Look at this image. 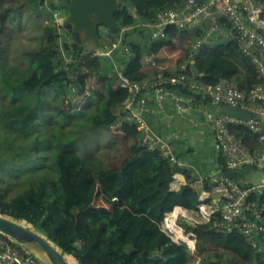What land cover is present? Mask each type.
Masks as SVG:
<instances>
[{"label":"trees","instance_id":"trees-1","mask_svg":"<svg viewBox=\"0 0 264 264\" xmlns=\"http://www.w3.org/2000/svg\"><path fill=\"white\" fill-rule=\"evenodd\" d=\"M24 1L32 5L31 10L35 15L58 27L54 17L42 8L46 0ZM183 3L184 0H118L116 28L112 30L102 28L100 35L106 49H111L118 40L120 31L127 29L122 44L112 51L110 56H106L102 52L101 55H96L93 51L88 52L85 46L78 45L75 41L65 47L60 43L61 49L55 50V54L52 53L50 57L54 76L66 80L69 84L67 87L77 85L75 74L79 72L81 63L98 61L102 64L101 72L105 79L114 77L120 81L121 88L117 92L116 103L122 107L129 97L128 91L122 88L124 80L131 83L151 84L158 80L170 81L172 77L185 75L186 83L167 84L166 88L191 100V104L211 103L209 99L203 98L188 87L187 84L193 75V79L199 84L216 87L221 83H229L246 96L257 87L264 85V78L260 76L252 60L243 54L236 35L231 36L227 41L205 44L196 51L194 46L206 34L204 28L178 32L175 28L168 27L165 37L154 40L139 26L154 21L159 12ZM50 6L53 11L67 13L65 0H57V2L52 0ZM21 10L3 9L0 13V35L8 30L6 27L8 19L11 22L15 21L11 14L18 13L21 16ZM224 25L229 28V25ZM60 28L65 29L63 25ZM105 30L109 33L105 34ZM66 32L70 38L68 31ZM176 46L185 51L183 60L172 65L168 63L161 65L159 60L164 51ZM146 59H153L155 65L144 66ZM69 94L72 92L69 91ZM87 103L91 104V102ZM64 115L71 117L68 113ZM157 115H146L148 123ZM120 119L121 130L134 146L132 157L127 159L121 169L111 171L101 169L95 175H92L90 170L88 172L91 176L88 178L90 184H93L91 182L94 178L100 179V185L104 186L103 195L109 196L110 203L114 205L112 212L86 215L81 214V211L80 214L70 213L60 202L66 201L62 196L67 197V188L60 187L57 190L59 185L56 184V176L51 181L55 184V196L49 199L50 181L42 174H38L37 182L32 183L23 194L9 201L0 195V216L14 220L40 234L62 253L69 264H188L191 257L189 250L174 243L161 230L159 224L163 223L166 215L176 207L196 210L199 204L198 194L190 187L173 192L170 184L174 174L181 171V168L172 164L161 151H147L142 144L141 132L135 124L127 120L124 109L113 122H118ZM94 123L95 128L110 125L107 121L98 118ZM151 123L153 124V121L149 124L152 125ZM228 128L250 152L253 153L264 147V134L255 133L243 124H230ZM10 134L19 136L0 124V161H9L1 150H8L9 147L5 142ZM32 139L33 137L25 139L21 148ZM34 142L38 143V140L34 139ZM175 142L176 140L172 144L174 145ZM72 145L73 143L70 145L66 143V147L63 148L68 150L67 155L76 156V151L70 148ZM42 146V143L38 144L39 152ZM216 151L220 156L221 172L237 181L242 187L252 186L244 181L246 170L251 166L229 170L223 154L217 149ZM17 152L18 155H24L20 150ZM175 154L179 160L177 151ZM39 158L29 163L28 161L32 159L29 157L26 159V163L29 164L22 168L42 164L38 162ZM162 162L172 166L173 169L160 170ZM41 166L35 167V170H40ZM59 180L61 185L64 180ZM209 182H212L211 179L205 180V189L208 192L216 186L214 182L209 185ZM85 195L90 197L87 193ZM250 200L263 205L264 193H256L250 197ZM76 208L82 210L84 204L78 203ZM181 222L185 233L196 235V254L201 258V264H261V254L240 231L233 233L219 231L217 226L223 222L220 214H215L207 224L183 223L182 220ZM16 246L24 252L28 251L19 244Z\"/></svg>","mask_w":264,"mask_h":264},{"label":"rangeland","instance_id":"rangeland-1","mask_svg":"<svg viewBox=\"0 0 264 264\" xmlns=\"http://www.w3.org/2000/svg\"><path fill=\"white\" fill-rule=\"evenodd\" d=\"M4 8L22 10L21 16L18 13L11 14L15 21L8 19V30L0 35V124L19 135H8L5 143L9 148L7 151L1 150L9 161H0V195L9 201L23 194L32 183L37 182V175L42 174L50 181L49 199H52L56 191L51 181L57 176V190L60 187L67 188V197L62 196L66 201L60 202L70 213L80 214L81 211V214L86 215L112 212L114 205L110 203L109 196L103 195L104 186L100 185V179L92 180L95 186L90 184L88 172L90 170L95 175L101 169H121L127 159L132 157L134 146L121 130V119L113 122L124 108L116 103L120 81L114 77L105 79L101 72L102 64L90 60L79 66V72L75 74L77 85L67 87L69 84L66 80L54 76L50 63L52 53L61 49L60 43L65 47L74 41L67 35V30L56 28L55 24L35 15L31 10L32 5L24 0H0V13ZM65 11L67 13L58 11L61 13L58 21L62 23L68 17V11ZM83 46L88 52L101 55L91 42ZM184 53L179 46L168 48L159 62L161 65L176 64L183 60ZM96 118L110 123L109 127L95 128ZM30 137L33 139L21 148L23 141ZM39 143L43 144L40 152ZM66 143H73L70 148L76 151L77 157L67 155L68 150L64 149ZM199 143L194 142L197 146L194 161H199L203 154L211 157L209 143ZM17 150L24 155H18ZM29 157L32 158L29 163L40 157L38 162L42 164L22 168L29 164L26 163ZM40 166V170H35V167ZM59 179L64 180L61 185ZM78 203L84 204L82 210L76 208ZM182 210L187 214L185 208ZM193 213L196 216V212ZM169 218L168 222H176L183 234L190 236L191 233H185L181 225V220L186 222L179 213ZM159 227L174 243L189 250L191 257L188 264H201V258L196 254L195 234V237H191L195 243V248H192L182 241L174 240L164 223L161 222Z\"/></svg>","mask_w":264,"mask_h":264},{"label":"built area","instance_id":"built-area-1","mask_svg":"<svg viewBox=\"0 0 264 264\" xmlns=\"http://www.w3.org/2000/svg\"><path fill=\"white\" fill-rule=\"evenodd\" d=\"M50 2L52 0H46L42 8L54 17L58 27L64 26L62 21H58L61 13L53 11ZM224 24L229 25V28ZM139 26L154 40L165 37L168 27H173L178 32L204 28L206 34L194 46L196 51L205 44L227 41L231 36L236 35L243 54L252 60L260 76L264 78V0H184L183 5L161 11L154 21ZM126 30L120 31L118 40L111 49L102 52L103 55L110 56L112 51L122 44ZM108 33L105 30V34ZM125 51L128 52V49L125 48ZM149 65H155L153 59L145 60L144 66ZM193 77L194 75L187 85L203 98L215 104L239 107L252 112L247 122L227 116H221L214 121L215 147L225 157L227 169L236 170L243 166H251L264 170V147L253 153L250 152L228 128L230 124H243L255 133L264 134V85L257 87L249 96H246L229 83L209 87L199 84ZM186 81V76L181 75L172 77L170 81L158 80L151 84L131 83L127 80L122 83V88L129 93L123 109L127 120L135 124L141 132L142 144L149 151H161L172 164L178 167H181L182 163L176 157V148L172 144L177 136L172 133L164 137L160 132L155 131L148 123L146 115L163 113L169 101L173 103L177 114L185 113L192 101L168 90L166 85H178ZM210 179L216 186L212 191H204L199 195L196 216L194 213L186 212L189 215L183 213L184 210L181 208H179V215L186 223L207 224L211 222L215 214H220L223 222L217 226L219 231L223 233L240 231L257 248L258 253L261 254V264H264V204L259 205L250 200V197L256 193H264V183L242 187L221 171ZM170 217L173 216L170 215ZM169 219L166 217L163 223L168 232H171ZM192 236L195 237L191 233L190 237ZM0 264L44 263L33 253L19 249L11 238L0 232Z\"/></svg>","mask_w":264,"mask_h":264},{"label":"crops","instance_id":"crops-1","mask_svg":"<svg viewBox=\"0 0 264 264\" xmlns=\"http://www.w3.org/2000/svg\"><path fill=\"white\" fill-rule=\"evenodd\" d=\"M216 106L217 104L212 102L210 104L192 103L185 113L179 115L175 112L173 103L169 101L165 105L164 112L151 119L153 121L151 126L155 131L166 136L172 133L177 136L174 145L182 165L181 171L174 174L170 184L173 192L190 187L196 194L198 192L202 194L206 191L205 180L221 171L220 156L215 149L214 113ZM194 142L209 143L211 157L203 154L199 161H194L193 157H197L195 150L197 146ZM172 169V166L168 164H161L160 170L162 171H171ZM244 181L247 185L263 184L264 170L249 167L246 170ZM209 183L212 185V182ZM185 211L192 214L196 210L185 209Z\"/></svg>","mask_w":264,"mask_h":264},{"label":"water","instance_id":"water-1","mask_svg":"<svg viewBox=\"0 0 264 264\" xmlns=\"http://www.w3.org/2000/svg\"><path fill=\"white\" fill-rule=\"evenodd\" d=\"M65 1L68 17L64 19L63 24L72 39L81 46L91 42L97 50L105 52L106 46L100 30L116 28L118 0ZM221 116L247 122L252 112L239 107L217 104L214 119ZM0 232L33 253L44 264H69L62 253L44 237L14 220L0 216Z\"/></svg>","mask_w":264,"mask_h":264},{"label":"bare ground","instance_id":"bare-ground-1","mask_svg":"<svg viewBox=\"0 0 264 264\" xmlns=\"http://www.w3.org/2000/svg\"><path fill=\"white\" fill-rule=\"evenodd\" d=\"M175 211L172 212V216H176L177 213L179 212V208H175ZM166 217H170V213L166 215ZM173 219V218H172ZM169 224V229L171 232L170 235L174 237V240L176 241H182L184 242L187 246L189 245L190 247L194 248V242L192 241L191 237L189 235L185 236L183 234V231L181 228H178L176 226V222H168Z\"/></svg>","mask_w":264,"mask_h":264}]
</instances>
